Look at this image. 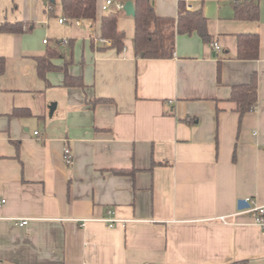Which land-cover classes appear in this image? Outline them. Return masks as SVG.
<instances>
[{"label":"crops","instance_id":"1","mask_svg":"<svg viewBox=\"0 0 264 264\" xmlns=\"http://www.w3.org/2000/svg\"><path fill=\"white\" fill-rule=\"evenodd\" d=\"M106 1L75 20L56 0H0V24L30 28L0 33V264H264V230L238 208L264 204V0L257 20L235 17L242 0H187L209 38L178 34L171 58L137 56L133 33L110 47ZM154 4L179 14V0ZM54 17L72 26L53 62H70L85 89L38 74ZM242 33L259 35L258 58H237ZM254 73L258 104L240 121L232 87Z\"/></svg>","mask_w":264,"mask_h":264},{"label":"trees","instance_id":"2","mask_svg":"<svg viewBox=\"0 0 264 264\" xmlns=\"http://www.w3.org/2000/svg\"><path fill=\"white\" fill-rule=\"evenodd\" d=\"M128 1V0H121ZM134 3V43L137 56L143 58H171L175 54V42L178 34H190L197 31L204 40H208L207 18L202 8L191 10L187 0H179V14L174 17H161L156 13L154 0H131ZM205 1V0H202ZM98 0H62L61 7L66 19L95 20L98 15ZM54 4V2H53ZM235 17L238 19L257 20L259 18V1L242 0L235 4ZM119 12L110 11L101 18V37L110 41V47L122 50L125 46V31L119 27ZM30 28L24 22L0 24L2 32H24ZM69 42V40H68ZM62 41L57 40L49 47L47 53L37 58L38 74L45 79L49 71H62L63 84L66 87L85 89L86 83L82 75H72L69 72L70 62L62 65L53 62L57 57H64L61 50ZM259 35L242 33L238 35L239 59H256L259 56ZM6 68L5 59L0 57V75ZM231 100L237 105L240 121L243 116L256 109L258 104V77L254 73L251 81L232 87ZM108 101L106 98H96L90 103ZM23 109H15L13 114L27 113ZM238 264V263H233Z\"/></svg>","mask_w":264,"mask_h":264},{"label":"built area","instance_id":"3","mask_svg":"<svg viewBox=\"0 0 264 264\" xmlns=\"http://www.w3.org/2000/svg\"><path fill=\"white\" fill-rule=\"evenodd\" d=\"M112 4L115 5V11L124 10L125 2L121 0H107L103 6V9L107 10L109 5H112ZM64 21H65V18L60 19V22H64ZM44 41L47 42V39H45ZM214 45L216 48L219 47L217 43H215ZM64 159L67 164H71L73 162V155H72L71 149L68 146L64 148ZM6 201L7 199L0 195V207L4 205ZM246 201L249 203V206L247 208L242 209L240 212H245V213L250 214L254 222L264 230V204L260 205L256 201L250 198H247ZM14 219L16 223L21 226L28 225L29 220H30V218H27V217H16ZM221 219L223 221H226L225 216H222Z\"/></svg>","mask_w":264,"mask_h":264},{"label":"rangeland","instance_id":"4","mask_svg":"<svg viewBox=\"0 0 264 264\" xmlns=\"http://www.w3.org/2000/svg\"><path fill=\"white\" fill-rule=\"evenodd\" d=\"M106 1V0H104ZM55 11L57 13V15L60 17L63 16V13H62V7H61V0H56L55 2ZM115 10V5L112 4V5H109V8L107 10H101L99 9V13L100 14H106L110 11H113ZM119 12V27L123 30H125L126 33H133L134 34V29H135V23H134V16L132 15H128L125 10H121V11H118ZM52 21V24H51V36H45L47 41L48 39H50L51 41L53 40H60V39H63V38H67V40L71 39V35L70 34H65V30H68V28H71V24L69 23H66V24H63V26H61L58 22V17H54L51 19ZM40 27V26H39ZM37 27V28H39ZM68 33V32H66ZM76 42V41H75Z\"/></svg>","mask_w":264,"mask_h":264},{"label":"water","instance_id":"5","mask_svg":"<svg viewBox=\"0 0 264 264\" xmlns=\"http://www.w3.org/2000/svg\"><path fill=\"white\" fill-rule=\"evenodd\" d=\"M43 1L48 2V0H43ZM50 1H52V0H50ZM124 10L128 15L134 16L135 15L134 3L131 0L126 1ZM54 107H55V103L52 104L50 107V115H52ZM248 206H249V203L246 201V199H244V198L239 199L238 208L242 209V208H245Z\"/></svg>","mask_w":264,"mask_h":264}]
</instances>
